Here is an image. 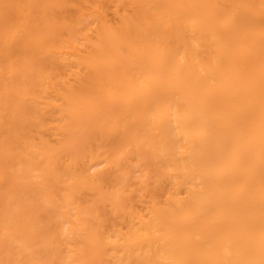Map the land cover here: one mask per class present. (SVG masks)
Segmentation results:
<instances>
[{
    "label": "bare ground",
    "instance_id": "obj_1",
    "mask_svg": "<svg viewBox=\"0 0 264 264\" xmlns=\"http://www.w3.org/2000/svg\"><path fill=\"white\" fill-rule=\"evenodd\" d=\"M0 264H264V0H0Z\"/></svg>",
    "mask_w": 264,
    "mask_h": 264
}]
</instances>
